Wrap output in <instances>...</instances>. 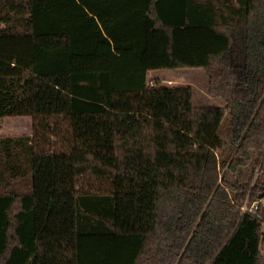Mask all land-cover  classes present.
<instances>
[{"label":"trees","instance_id":"16d2710c","mask_svg":"<svg viewBox=\"0 0 264 264\" xmlns=\"http://www.w3.org/2000/svg\"><path fill=\"white\" fill-rule=\"evenodd\" d=\"M182 67L223 103L146 78ZM7 115L0 264H264V0H0Z\"/></svg>","mask_w":264,"mask_h":264},{"label":"rangeland","instance_id":"374dc122","mask_svg":"<svg viewBox=\"0 0 264 264\" xmlns=\"http://www.w3.org/2000/svg\"><path fill=\"white\" fill-rule=\"evenodd\" d=\"M148 81L158 80L161 85H188L192 88V100L196 105H220L223 99L212 97L207 93V77L201 67L156 68L146 72ZM42 80V81H41ZM36 78L37 98L35 112L49 110L64 111L68 108L67 81ZM226 111L219 124L220 135L227 140L229 135V120ZM3 133H30L31 117L29 115H7L1 123ZM262 179H264V160Z\"/></svg>","mask_w":264,"mask_h":264},{"label":"built area","instance_id":"2783aa9c","mask_svg":"<svg viewBox=\"0 0 264 264\" xmlns=\"http://www.w3.org/2000/svg\"><path fill=\"white\" fill-rule=\"evenodd\" d=\"M257 203H258L257 200L253 201L252 204H251V207H254ZM246 208H247V206H246V204H244V205L242 206V209H246ZM262 255L264 256V251L262 252Z\"/></svg>","mask_w":264,"mask_h":264}]
</instances>
